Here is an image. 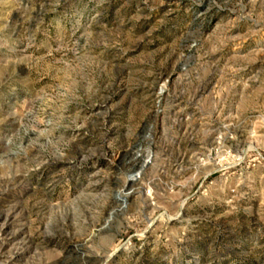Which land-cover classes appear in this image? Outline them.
Segmentation results:
<instances>
[{"label": "rangeland", "instance_id": "1", "mask_svg": "<svg viewBox=\"0 0 264 264\" xmlns=\"http://www.w3.org/2000/svg\"><path fill=\"white\" fill-rule=\"evenodd\" d=\"M0 264H264V0H0Z\"/></svg>", "mask_w": 264, "mask_h": 264}]
</instances>
